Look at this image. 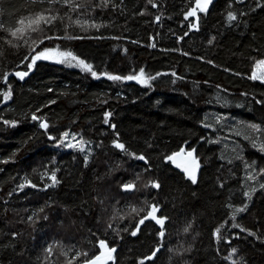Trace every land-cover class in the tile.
<instances>
[{
  "label": "trees",
  "instance_id": "16d2710c",
  "mask_svg": "<svg viewBox=\"0 0 264 264\" xmlns=\"http://www.w3.org/2000/svg\"><path fill=\"white\" fill-rule=\"evenodd\" d=\"M74 2L86 7L0 0V264H84L99 241L117 249L112 264H264V83L250 78L264 59V0H212L195 30V0ZM40 12L56 19L18 24ZM44 48L91 71L70 59L29 67ZM140 69L155 79H108ZM183 147L199 162L195 183L168 159ZM152 204L163 225L139 228Z\"/></svg>",
  "mask_w": 264,
  "mask_h": 264
},
{
  "label": "snow or ice",
  "instance_id": "6c2138e0",
  "mask_svg": "<svg viewBox=\"0 0 264 264\" xmlns=\"http://www.w3.org/2000/svg\"><path fill=\"white\" fill-rule=\"evenodd\" d=\"M58 2H60V0H49L50 4L51 3H58ZM62 2H63V4L68 5L70 7L71 11H75L77 13L79 12V10L81 8L86 7L85 4H77V3L74 2V0H62ZM148 2L150 4H153V7H156V5L153 3V0H148ZM211 2H212V0H195L196 7H194L191 11H189L186 14L185 18L187 19L188 17H196L197 20H198L197 9H199L200 12H206L207 11V7H208V5ZM241 2H242V0H241ZM108 3H109V0H99V3L97 4V6L98 7H100V6L106 7L108 5ZM55 19H56V16H53V15H50V14H46L45 12H40V13L36 14L34 17L27 18V20L26 19H20L18 21V24L19 25H25V23H27L28 26L31 28V30L36 32V31H41L39 25H41V24L48 25V24L52 23ZM156 19L159 20V17H157ZM236 19H237V17H236V15L233 12H229L228 13V20L229 21H233V20H236ZM75 23H79V20L75 21ZM93 26H95V25H93ZM193 27H195V24H193ZM18 33H21V34L23 33V29L21 27H16L15 30H11L10 31V35L12 37L23 38L22 35L20 37H18ZM54 38H57V37L45 36L39 41V43L42 44V43H44L45 39H54ZM69 38H72V37H69ZM8 43H11V41H8ZM152 46L155 47V45H152ZM33 51H35V49H33ZM52 51H53L52 49L44 48L41 51H39L38 53H36L32 57V61L29 64V67H32V65L35 64L36 60H41V59L42 60H47V59H50V56L48 55V53H50ZM60 55L64 56L65 58L70 59V61L71 60H78V58L73 56V54L71 52H63V53H60ZM58 62H64V61H58ZM81 65L85 68V70L91 71V65L85 64V62L83 60H78L77 66H81ZM258 66H264V60L259 61L258 62ZM15 75L18 76L20 79H23L24 76L28 75V73L27 72H23V73L17 72V73H15ZM92 75L96 76L97 74L95 72H92ZM173 75H175V74H173ZM250 78L258 79L260 77H257L255 75V73H253V76L250 77ZM108 79H111V80H136L139 83H147L148 80L155 79V77H147V78H145L144 70L140 69V71H139V73L137 75H130V76H125V77L108 75ZM4 80H5V83H6L7 82V77H5ZM3 98H4V100H8V99L11 98L10 87H9V90L7 92L3 93ZM108 115H110V114H108ZM32 119L36 120V119H38V117L33 115ZM105 122L107 123V120ZM40 127L45 129V130H47V128H48L47 122L46 121H42L40 123ZM113 127H114V125H113ZM68 136H69V134L67 132L63 133V139L60 140V143L64 144L65 140L68 139ZM49 138L50 139H56L55 137H51V136ZM73 138H75V137H73ZM113 144H114V147H116L117 149H120L122 151H126L125 145L123 143H120L118 140L113 141ZM65 146L68 147V148L75 147V145L72 144V143H67V144H65ZM262 148H264V146H262ZM79 150L80 151H84V141L83 140L80 141V149ZM192 151L194 152L195 150L193 149ZM130 154L131 155H135L134 153H130ZM188 155L191 156L192 152H189ZM136 158L140 159V160L144 159L143 156H138ZM168 159L172 160L173 157L169 156ZM185 171H187V169H185ZM262 171H264V170H262ZM189 175H190V178L192 179V182L195 183L196 182V176H195L194 172H190ZM52 179H53V181H55L54 174L52 176ZM153 186L158 188L159 184L153 182ZM260 187L264 188V184H261ZM122 188L124 190H134L135 189V184H125V185L122 186ZM246 195H248L249 199H251V195L250 194H246ZM246 207H247V205H244V206L236 209L235 211L237 213L244 212L246 210ZM133 211H135V209H133ZM156 211H158L156 206L155 205L151 206V211L147 214V216L145 218L140 220V223L143 224L144 223V219L148 218V216H151L152 219L156 220V222L161 224V226H162L163 222H164L163 219H157L156 216L153 215V213L156 212ZM232 219L233 220L235 219V214L233 215ZM232 227H239V225L233 224ZM241 230L243 231V229H241ZM185 231H187V229H185ZM216 231H217V236L219 237L220 229L218 228ZM135 234L136 233L134 232L133 235H135ZM250 234L254 235V233H250ZM160 235L163 236V232H161ZM99 247L102 249V251L98 255L88 259L85 262V264H108V262L113 259L111 254L113 252H115V248H108L105 241H99ZM48 251L51 252V248H49ZM155 251H159V249H156ZM155 251L153 252V256L155 255ZM232 251H233V253H235L236 249H233ZM83 255L87 256V253H84ZM151 258L152 257H147V259H151ZM141 264H144V262L141 261ZM232 264H238V262L233 260Z\"/></svg>",
  "mask_w": 264,
  "mask_h": 264
},
{
  "label": "water",
  "instance_id": "95a60500",
  "mask_svg": "<svg viewBox=\"0 0 264 264\" xmlns=\"http://www.w3.org/2000/svg\"><path fill=\"white\" fill-rule=\"evenodd\" d=\"M155 8H156V7H155ZM197 17H198V20H197V18L195 17V22H194L195 25H197L198 22H199V15H198V13H197ZM157 22H158V20H157ZM192 28H193V30H195V27H192ZM108 114H109V112L107 111V112L105 113V115H104V118H105L104 123H105L106 125L109 124V122H110V118H111V116L108 115ZM106 120H107V123L105 122ZM44 121H45V120H44ZM46 122H47V121H46ZM47 124H48V123H47ZM44 130H45V129H44ZM119 150H120V149H119ZM189 152H190V151H187V149H186L185 147H183V148L180 149L178 152H176V153H174V154L172 155L173 159L171 160V163H172V166L174 167V169H176V170L179 171L180 173L185 174L187 177L190 178V175H189L190 172H194L195 176L198 175V173H199V162H198V160H197L196 155H195L194 153H192V155L189 156V155H188ZM185 169H187V171H185ZM153 205H154V204H152L151 206H153ZM151 206H150V208H149V212L151 211ZM156 208L158 209V211L154 212L153 215H155L156 218L159 219L160 208H159V207H156ZM149 212H148V213H149ZM146 216H147V215H146ZM146 216H145V217H146ZM145 217H144V218H145ZM149 221L154 222V223H156V224H159V223L156 222V220L152 219L151 216H148V218L144 219V223H143V224H141V223L139 224V228H141L146 222H149ZM161 232H163V236H161V235H159V236H160V238H161V240H162V239L164 238V231H161ZM161 232H160V233H161ZM114 248H115V247H114ZM158 249L160 250V247H159ZM116 251H117V249L115 248V252H113V253L111 254L113 258H114V255H115ZM156 252H158V251H156ZM112 262H113V259H112L111 261H109L108 264H112ZM84 264H85V263H84Z\"/></svg>",
  "mask_w": 264,
  "mask_h": 264
},
{
  "label": "rangeland",
  "instance_id": "374dc122",
  "mask_svg": "<svg viewBox=\"0 0 264 264\" xmlns=\"http://www.w3.org/2000/svg\"><path fill=\"white\" fill-rule=\"evenodd\" d=\"M62 53V52H61ZM48 55L50 56V59L52 60H54V61H65V62H67V59L68 58H65L64 56H61L60 55V52H50V53H48ZM264 60V59H263ZM261 61V60H260ZM259 62V61H258ZM258 62L256 63V65H255V68H254V70H253V73H255V75L257 76V77H260V78H258L257 80H259V81H261V82H263L264 83V66H258ZM74 63L75 64H78V60H74ZM79 67H83L82 65L81 66H79ZM84 68V67H83ZM253 73H252V76H253Z\"/></svg>",
  "mask_w": 264,
  "mask_h": 264
}]
</instances>
